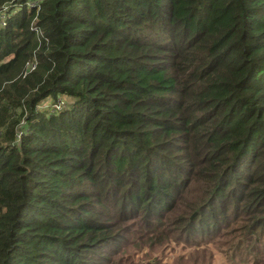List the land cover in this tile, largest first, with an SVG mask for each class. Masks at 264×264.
I'll list each match as a JSON object with an SVG mask.
<instances>
[{
	"label": "trees",
	"instance_id": "obj_1",
	"mask_svg": "<svg viewBox=\"0 0 264 264\" xmlns=\"http://www.w3.org/2000/svg\"><path fill=\"white\" fill-rule=\"evenodd\" d=\"M172 224L264 264V0H0V264Z\"/></svg>",
	"mask_w": 264,
	"mask_h": 264
},
{
	"label": "rangeland",
	"instance_id": "obj_2",
	"mask_svg": "<svg viewBox=\"0 0 264 264\" xmlns=\"http://www.w3.org/2000/svg\"><path fill=\"white\" fill-rule=\"evenodd\" d=\"M52 102L51 98L44 100L41 108L50 107ZM167 230L160 242L144 244L132 254L130 248L123 250L118 264H248L232 256L226 237L186 238L176 233L173 224Z\"/></svg>",
	"mask_w": 264,
	"mask_h": 264
},
{
	"label": "built area",
	"instance_id": "obj_3",
	"mask_svg": "<svg viewBox=\"0 0 264 264\" xmlns=\"http://www.w3.org/2000/svg\"><path fill=\"white\" fill-rule=\"evenodd\" d=\"M34 68H35V63H32L31 69H34Z\"/></svg>",
	"mask_w": 264,
	"mask_h": 264
}]
</instances>
